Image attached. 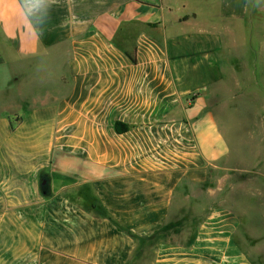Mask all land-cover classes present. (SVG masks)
<instances>
[{
	"label": "crops",
	"instance_id": "obj_1",
	"mask_svg": "<svg viewBox=\"0 0 264 264\" xmlns=\"http://www.w3.org/2000/svg\"><path fill=\"white\" fill-rule=\"evenodd\" d=\"M263 7L0 0V264H252L228 198L227 208L211 205L218 175L223 186L240 181L211 105L224 80L217 23L230 22L236 38ZM56 62L72 72L58 103L41 97L35 76ZM22 63L35 74L28 99L11 92L26 77ZM84 190L134 236L159 235L149 262L133 237L82 205Z\"/></svg>",
	"mask_w": 264,
	"mask_h": 264
},
{
	"label": "rangeland",
	"instance_id": "obj_2",
	"mask_svg": "<svg viewBox=\"0 0 264 264\" xmlns=\"http://www.w3.org/2000/svg\"><path fill=\"white\" fill-rule=\"evenodd\" d=\"M198 10L193 16L200 13L203 17ZM198 22L205 25L204 28L212 27L200 22V19ZM247 22L248 31L242 29L236 38L225 30L230 22L225 25L218 22L216 25L221 34L222 30L224 32V49L219 55L224 80L215 87L220 95L214 98L211 111L231 150L229 165L233 170L230 174L240 181L232 188L223 186L224 176L220 174L215 186L209 187L213 190V196H209L213 198L211 205L220 208H227L225 199L228 198L227 209L239 217L237 238L241 240L242 251L252 264H264V7L261 13L249 14ZM67 67L65 63L56 62L49 70L46 68L45 73L40 69L35 75L22 63L18 68L26 72V77L11 92H21L25 98L31 96L35 75L38 78L36 88H39L41 97H50L52 102L58 103L68 94L64 79H69L72 72ZM48 91L50 93L46 95ZM30 112L28 105L19 109L23 118ZM29 188L33 186H24L25 190ZM83 196L82 203L85 205L95 200L88 190H84ZM157 240L154 238L141 244L142 250L137 259L149 262Z\"/></svg>",
	"mask_w": 264,
	"mask_h": 264
},
{
	"label": "trees",
	"instance_id": "obj_3",
	"mask_svg": "<svg viewBox=\"0 0 264 264\" xmlns=\"http://www.w3.org/2000/svg\"><path fill=\"white\" fill-rule=\"evenodd\" d=\"M127 57H129V59L133 62V63H137V59L136 57L131 56L130 54H126ZM115 129L117 131V133L121 134L127 131V126L122 124V123H116L115 125ZM40 190L41 193L43 195V191H46V195H43L45 197L50 196V188L48 186V178H47V183L44 187L40 186ZM82 205L86 208H88L90 211L94 212L95 214L108 219L109 221H111L114 225H116L121 231L126 232L127 234H129L131 237H133L140 245L145 243V242H149L151 240H153L154 238L159 239V235L154 236L153 238H151L150 240H143L140 239L136 236H134L131 232L125 230L121 225H119L115 219L107 212V210L95 199L92 203H90V205H85L82 203ZM158 241V240H157Z\"/></svg>",
	"mask_w": 264,
	"mask_h": 264
},
{
	"label": "clouds",
	"instance_id": "obj_4",
	"mask_svg": "<svg viewBox=\"0 0 264 264\" xmlns=\"http://www.w3.org/2000/svg\"><path fill=\"white\" fill-rule=\"evenodd\" d=\"M21 7L24 8L25 6L34 9L35 8V0H20ZM264 4V0H255V6H261ZM31 19V17H29Z\"/></svg>",
	"mask_w": 264,
	"mask_h": 264
},
{
	"label": "water",
	"instance_id": "obj_5",
	"mask_svg": "<svg viewBox=\"0 0 264 264\" xmlns=\"http://www.w3.org/2000/svg\"><path fill=\"white\" fill-rule=\"evenodd\" d=\"M46 183L47 182L44 181L43 184H42L43 186H41V187H44L46 185ZM43 195H46V191H43Z\"/></svg>",
	"mask_w": 264,
	"mask_h": 264
},
{
	"label": "flooded vegetation",
	"instance_id": "obj_6",
	"mask_svg": "<svg viewBox=\"0 0 264 264\" xmlns=\"http://www.w3.org/2000/svg\"><path fill=\"white\" fill-rule=\"evenodd\" d=\"M44 181L47 182L45 179L42 178L41 179V186H43L42 184H43Z\"/></svg>",
	"mask_w": 264,
	"mask_h": 264
}]
</instances>
